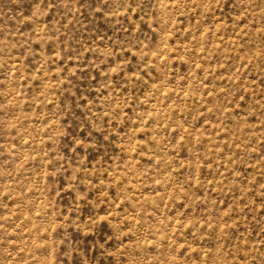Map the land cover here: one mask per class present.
Listing matches in <instances>:
<instances>
[{"label":"rangeland","instance_id":"obj_1","mask_svg":"<svg viewBox=\"0 0 264 264\" xmlns=\"http://www.w3.org/2000/svg\"><path fill=\"white\" fill-rule=\"evenodd\" d=\"M0 264H264V0H0Z\"/></svg>","mask_w":264,"mask_h":264}]
</instances>
